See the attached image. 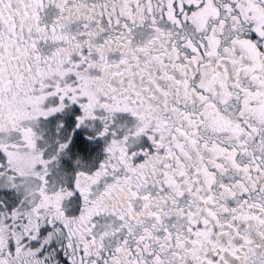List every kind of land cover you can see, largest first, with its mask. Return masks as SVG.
Returning a JSON list of instances; mask_svg holds the SVG:
<instances>
[{"label":"snow or ice","instance_id":"snow-or-ice-1","mask_svg":"<svg viewBox=\"0 0 264 264\" xmlns=\"http://www.w3.org/2000/svg\"><path fill=\"white\" fill-rule=\"evenodd\" d=\"M0 264H264V0H0Z\"/></svg>","mask_w":264,"mask_h":264}]
</instances>
